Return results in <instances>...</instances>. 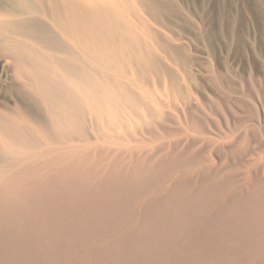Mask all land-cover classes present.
<instances>
[{
  "label": "bare ground",
  "instance_id": "bare-ground-1",
  "mask_svg": "<svg viewBox=\"0 0 264 264\" xmlns=\"http://www.w3.org/2000/svg\"><path fill=\"white\" fill-rule=\"evenodd\" d=\"M256 2L0 0V264H264Z\"/></svg>",
  "mask_w": 264,
  "mask_h": 264
},
{
  "label": "rangeland",
  "instance_id": "rangeland-1",
  "mask_svg": "<svg viewBox=\"0 0 264 264\" xmlns=\"http://www.w3.org/2000/svg\"><path fill=\"white\" fill-rule=\"evenodd\" d=\"M177 1H182V0H177ZM186 2H188V3H190L191 1L193 2V5L196 7V9H197V12H202L203 10L202 9H204V10H206V11H208V12H210L211 13V15H213V12H214V14H215V17L217 16V14H218V10H217V8H219V7H221V6H223L222 8H227V9H230V8H232L235 4H238V3H244L245 2V4H246V2L248 3L247 5H250V7L251 8H255V9H252L253 11H251V13L252 12H254V13H252V16H253V18H256V20L260 23V22H263V18H262V16H261V14L259 13V9L256 7L257 5H256V0H185ZM235 3V4H234ZM203 4H204V8L202 7L203 6ZM240 4H238V5H240ZM255 4V5H254ZM233 5V6H232ZM254 5V6H253ZM230 6H232V7H230ZM258 10H257V9ZM231 10V9H230ZM257 11V12H256ZM190 12H192V11H190ZM176 14V13H175ZM254 14V15H253ZM180 14L178 13V14H176V16L178 17V18H180V19H185L182 15H180ZM199 15V14H198ZM261 16V17H260ZM244 19V20H243ZM243 22H245V26L247 27V28H250V23H249V21H248V19L247 18H244L243 16H242V19H241ZM180 25H182L181 23H180ZM260 49L263 51V54H264V44L262 45V43H261V41H260ZM262 67V65H259V68H261Z\"/></svg>",
  "mask_w": 264,
  "mask_h": 264
}]
</instances>
